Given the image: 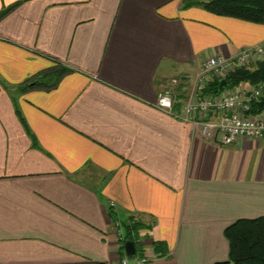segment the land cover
<instances>
[{"label":"crops","instance_id":"1","mask_svg":"<svg viewBox=\"0 0 264 264\" xmlns=\"http://www.w3.org/2000/svg\"><path fill=\"white\" fill-rule=\"evenodd\" d=\"M207 1L0 0V264H121L130 218L131 264H215L264 217V137L222 145L157 105L177 79L182 111L204 57L264 47Z\"/></svg>","mask_w":264,"mask_h":264},{"label":"built area","instance_id":"2","mask_svg":"<svg viewBox=\"0 0 264 264\" xmlns=\"http://www.w3.org/2000/svg\"><path fill=\"white\" fill-rule=\"evenodd\" d=\"M263 58L264 47L260 45L247 47L234 57L208 55L203 58L181 112L174 110L178 95L177 79H173L166 90L159 94L157 105L179 119L193 123L202 137L222 145L235 143L241 137H264V109L253 110V102L264 96V84L242 82L217 93L204 91L215 78L224 79L237 68ZM114 205L111 203V206ZM120 225L119 221L115 222L116 227L120 228ZM118 238L120 241L124 238L120 229ZM120 263L131 264L130 258L125 256ZM136 264H150V261L147 256H140Z\"/></svg>","mask_w":264,"mask_h":264},{"label":"trees","instance_id":"3","mask_svg":"<svg viewBox=\"0 0 264 264\" xmlns=\"http://www.w3.org/2000/svg\"><path fill=\"white\" fill-rule=\"evenodd\" d=\"M203 6L218 15L264 24V0H209L204 2ZM44 76L47 75H43L42 80ZM224 79L226 84L223 86L221 85L223 79L215 78L209 82L204 90L205 93H217L226 87H234L242 82L264 84V58L257 60L255 64L237 68ZM38 83L41 81L36 82ZM261 109H264V96L253 102L254 111ZM122 226L125 233L121 241L123 244L133 241L137 249L141 232L149 226L133 218L123 221ZM225 234L230 244L229 259L215 264H264V217L239 219L226 228ZM155 249L161 254L166 253L161 243L157 242Z\"/></svg>","mask_w":264,"mask_h":264},{"label":"water","instance_id":"4","mask_svg":"<svg viewBox=\"0 0 264 264\" xmlns=\"http://www.w3.org/2000/svg\"><path fill=\"white\" fill-rule=\"evenodd\" d=\"M225 84H226V80L223 79L221 81V85L223 86ZM125 249H126V252H127L128 257L133 256L136 253V245H135V242H133V241H127L125 243Z\"/></svg>","mask_w":264,"mask_h":264},{"label":"rangeland","instance_id":"5","mask_svg":"<svg viewBox=\"0 0 264 264\" xmlns=\"http://www.w3.org/2000/svg\"><path fill=\"white\" fill-rule=\"evenodd\" d=\"M256 61H257V60H254V61L250 62L249 64H251V65H252V64H255ZM249 64H248V65H249ZM46 77H47V76H44L43 79H45ZM131 262H132V258H130V263H131Z\"/></svg>","mask_w":264,"mask_h":264}]
</instances>
